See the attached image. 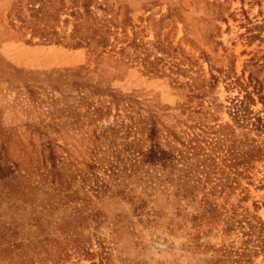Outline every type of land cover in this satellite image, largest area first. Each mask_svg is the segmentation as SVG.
Listing matches in <instances>:
<instances>
[{"label":"rangeland","instance_id":"374dc122","mask_svg":"<svg viewBox=\"0 0 264 264\" xmlns=\"http://www.w3.org/2000/svg\"><path fill=\"white\" fill-rule=\"evenodd\" d=\"M14 1L0 0V147L5 146L8 159L16 164L34 162L45 141L73 157L83 152L84 134L93 129L83 117L86 106L100 100L90 86L175 108L187 102L185 84L200 86L199 77L208 79L212 68L220 76L214 95L223 106L217 114L221 124L231 123L226 107L242 94L238 86H227L233 79L249 91L262 87L264 96V0H98L93 12L98 17L107 14L96 8L105 3L119 26L129 13L134 28L126 29L127 43L135 41L136 49L127 51L133 60L119 53L123 43L101 55L73 49L68 38L63 45H41L37 39L27 45L30 33L18 31V21L15 30L10 24ZM23 14L28 22V14ZM71 23L62 16L61 35L70 33ZM117 35L123 38L120 30ZM146 56L160 58L156 65L164 73L146 74L139 61ZM252 109L264 115L260 103ZM249 137L264 140L254 132ZM246 139L236 136L235 147L240 149ZM251 165L217 202L233 204L239 214L246 209L264 222V159ZM129 188V197L146 202L143 214L136 213L129 200L106 199L100 207L106 224L97 234L110 249V264H264V254L252 246L257 241L246 245L242 231L225 232L219 221L193 224L199 203L183 202L177 210V199L163 187L145 191L143 184L132 183ZM92 244L98 251L94 239ZM92 263L71 259L65 264Z\"/></svg>","mask_w":264,"mask_h":264},{"label":"trees","instance_id":"16d2710c","mask_svg":"<svg viewBox=\"0 0 264 264\" xmlns=\"http://www.w3.org/2000/svg\"><path fill=\"white\" fill-rule=\"evenodd\" d=\"M97 3L15 0L10 24L15 30L18 21V31L30 33L27 45L34 39L41 45H63L68 38L74 42L73 49L101 55L115 52L116 44L123 43L119 53L133 60L127 51L136 49L135 41L127 43L126 29L134 28L129 13L119 26L105 3L96 8L107 14L98 17L93 12ZM64 15L72 19L68 35L58 31ZM98 47L101 51L96 52ZM160 60L139 58L143 71L155 76L164 73L156 65ZM213 71L210 68L208 79L203 74L199 77L200 86L185 84L187 102L175 108L90 86L100 100L97 105L86 103L83 117L93 129L84 134V150L77 157L45 141L39 144L34 162L16 164L1 146L0 264H65L71 259L110 264V249L97 234L106 224L100 207L106 199L129 200L135 212L143 214V198L128 196L132 183L143 184L145 191L165 188L167 195L177 199V210L183 202L199 203L193 224L223 222L225 232L242 231L248 239L245 244L257 241L252 246L264 254L263 220L246 209L239 214L233 204L217 202L218 196L223 198L231 190L233 179L247 175L251 164L264 159V140L249 137L252 132L264 135V115L252 109L258 102L264 110L262 87L249 91L238 79L229 82L227 86H238L242 94L230 99L226 107L231 123L221 124L217 114L223 106L214 95L220 76ZM238 132L247 138L240 149L234 144ZM261 182L264 186V177ZM93 239L98 251H93Z\"/></svg>","mask_w":264,"mask_h":264}]
</instances>
